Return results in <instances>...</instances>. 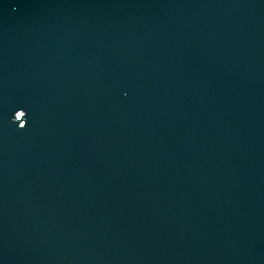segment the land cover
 I'll return each mask as SVG.
<instances>
[{"label":"water","instance_id":"obj_1","mask_svg":"<svg viewBox=\"0 0 264 264\" xmlns=\"http://www.w3.org/2000/svg\"><path fill=\"white\" fill-rule=\"evenodd\" d=\"M0 264H264V0H0Z\"/></svg>","mask_w":264,"mask_h":264}]
</instances>
